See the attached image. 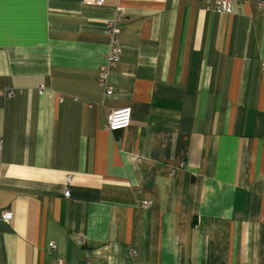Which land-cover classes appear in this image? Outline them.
I'll use <instances>...</instances> for the list:
<instances>
[{
	"label": "crops",
	"instance_id": "1",
	"mask_svg": "<svg viewBox=\"0 0 264 264\" xmlns=\"http://www.w3.org/2000/svg\"><path fill=\"white\" fill-rule=\"evenodd\" d=\"M0 139V264H264V0H0Z\"/></svg>",
	"mask_w": 264,
	"mask_h": 264
},
{
	"label": "built area",
	"instance_id": "2",
	"mask_svg": "<svg viewBox=\"0 0 264 264\" xmlns=\"http://www.w3.org/2000/svg\"><path fill=\"white\" fill-rule=\"evenodd\" d=\"M247 0H205V2L209 5L213 6V9L216 13L222 15H230L233 12L234 7L238 3L246 2ZM85 3L89 6H101L103 4V0H85ZM117 21L118 16H115L105 27V32L109 36V51L106 56V63L100 69V77L99 82L105 89V95L110 96L111 90L107 86L108 85V72L110 68H112L120 56V46L117 39ZM131 123V110L128 107L117 109L111 111L106 118V130L110 132H118L127 129ZM2 150V141L0 139V157ZM68 182L70 181V177L66 179ZM65 198L69 197V191L66 190L63 194ZM151 205L150 203H144L143 207H148ZM12 218L10 212H2L0 214V219L9 223ZM50 249H55V245L53 243L49 244ZM134 250H130L131 255H135Z\"/></svg>",
	"mask_w": 264,
	"mask_h": 264
}]
</instances>
